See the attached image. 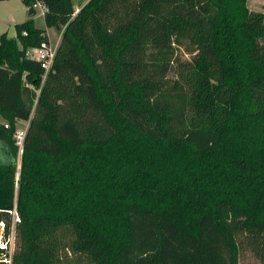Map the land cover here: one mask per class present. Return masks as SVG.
Returning a JSON list of instances; mask_svg holds the SVG:
<instances>
[{"label":"trees","instance_id":"obj_1","mask_svg":"<svg viewBox=\"0 0 264 264\" xmlns=\"http://www.w3.org/2000/svg\"><path fill=\"white\" fill-rule=\"evenodd\" d=\"M22 2L60 40L46 73L31 19L0 37V264H264V13Z\"/></svg>","mask_w":264,"mask_h":264},{"label":"rangeland","instance_id":"obj_2","mask_svg":"<svg viewBox=\"0 0 264 264\" xmlns=\"http://www.w3.org/2000/svg\"><path fill=\"white\" fill-rule=\"evenodd\" d=\"M89 0H71V4L74 10L80 9L84 4ZM247 6L250 10L260 11L264 13V0H247ZM42 7L36 6L34 7L35 16L31 19L34 27L38 29H42L46 31V35L49 41V48L51 51H54L58 45L60 39V30H57L56 27L46 28L44 18L41 14ZM28 19V7H26L22 0H6L0 2V37L2 34H6L8 38H15V25L24 23ZM26 57L31 58L33 53V49H28L26 51ZM183 57V56H182ZM184 59H188V57H183ZM0 122H5L2 117H0ZM26 122H17L15 128L17 131L23 130L26 128ZM19 154V159L21 156ZM19 162V161H18ZM19 169V163H18ZM4 247V246H2ZM14 249V238L11 236L8 243V251L9 254H12ZM239 264H260L250 253L244 251L241 253Z\"/></svg>","mask_w":264,"mask_h":264},{"label":"built area","instance_id":"obj_3","mask_svg":"<svg viewBox=\"0 0 264 264\" xmlns=\"http://www.w3.org/2000/svg\"><path fill=\"white\" fill-rule=\"evenodd\" d=\"M39 5H40L39 3H36L33 5V8L36 6H39ZM42 8L43 9H42L41 14H42V16H44L45 9H44V7H42ZM78 11L79 10H76L75 14L78 13ZM55 51H56V49L54 51H51L50 48H48V49H33L34 55L31 56V59H35L36 61H38L41 65V68L47 73L52 67V63H53L54 57H55ZM5 128H7V126H5ZM26 130H27V126H26V128L24 127L23 130L16 131V133L14 135L15 146L18 148L19 153L22 152L23 143H24V139H25V135H26Z\"/></svg>","mask_w":264,"mask_h":264},{"label":"water","instance_id":"obj_4","mask_svg":"<svg viewBox=\"0 0 264 264\" xmlns=\"http://www.w3.org/2000/svg\"><path fill=\"white\" fill-rule=\"evenodd\" d=\"M34 16H35L34 8L33 6H29L28 7V19H32ZM56 29L59 30V27H57Z\"/></svg>","mask_w":264,"mask_h":264},{"label":"crops","instance_id":"obj_5","mask_svg":"<svg viewBox=\"0 0 264 264\" xmlns=\"http://www.w3.org/2000/svg\"><path fill=\"white\" fill-rule=\"evenodd\" d=\"M87 2H88V1H87ZM87 2H86V3H87ZM86 3H85V4H86ZM85 4H84V5H85ZM76 10H79V9H76ZM76 10H75V11H76ZM35 14H36V13H35ZM59 40H60V39H59ZM58 43H59V42H58Z\"/></svg>","mask_w":264,"mask_h":264}]
</instances>
